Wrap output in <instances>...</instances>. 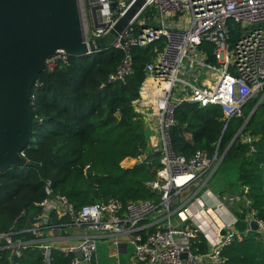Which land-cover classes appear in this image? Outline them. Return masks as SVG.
<instances>
[{
    "label": "built area",
    "instance_id": "built-area-1",
    "mask_svg": "<svg viewBox=\"0 0 264 264\" xmlns=\"http://www.w3.org/2000/svg\"><path fill=\"white\" fill-rule=\"evenodd\" d=\"M77 1L83 38L89 47V41L108 33L134 0ZM111 1H115L114 7ZM149 8L152 13L145 14ZM230 28L236 31L233 40L229 39ZM161 37L163 47L145 63V78L132 100L144 124L145 113L152 114L147 146L160 152L161 165L146 184L157 191L158 199L129 198L123 202L116 195H108L75 207L66 194L54 190L51 181L45 179L39 210L20 229L23 233L19 235L12 228L0 231V247L10 250L9 264H22L26 247L36 248L43 264H97L99 241L112 244L118 255L131 245V256L138 264H223L221 247L239 233L228 229L219 234L220 227L207 229L183 207L186 200H177L190 185L193 189L187 199L204 187L221 156L215 152L210 157L201 148L189 156L175 151L170 127L176 107L184 101L219 103L224 117H240L237 130L241 139L252 140L242 129L264 100V0H143L111 42L110 46L122 50L123 55L106 80H123L133 70L132 47ZM203 44L211 45L214 61L206 60L208 47ZM66 56L64 50L48 56L46 69ZM185 59L190 66L217 70L216 79L200 84L186 79ZM253 97H257L253 108L243 112V104ZM247 190L243 184L240 196L245 207L251 201ZM233 200L234 196L227 198L228 203ZM248 213L264 235V221L254 209ZM198 232L206 239L204 252H195L192 247Z\"/></svg>",
    "mask_w": 264,
    "mask_h": 264
},
{
    "label": "trees",
    "instance_id": "trees-1",
    "mask_svg": "<svg viewBox=\"0 0 264 264\" xmlns=\"http://www.w3.org/2000/svg\"><path fill=\"white\" fill-rule=\"evenodd\" d=\"M150 9L144 13L151 14ZM235 36V28H230L229 39ZM203 45L208 47L206 60L214 61L211 45ZM162 47L163 37L133 46V70L123 80H106L123 55L113 46L82 55L67 53L52 69L39 73L30 91L33 124L23 149L29 163L10 166L0 173V231L12 228L19 235L23 233L20 229L39 210L45 179L51 181L54 190L66 194L75 207L108 195H116L123 202L129 198L158 199L157 191L146 181L161 165L160 152L147 149L148 133L132 100L145 78V63ZM240 123L238 116L224 117L219 103L184 101L174 112L172 144L175 151L186 156L198 148L210 157L217 152L222 155L218 166L237 159L236 181L240 189L243 184L248 186L246 194L251 199L247 210L254 209L264 221V100L242 129L252 140L243 141L238 134L229 144ZM126 158L135 161L123 165ZM260 234L257 227L249 228L223 245V264H264V238ZM253 237H258L255 247L249 244ZM192 247L195 252L207 250L203 233H197ZM9 259L10 250L0 247V264H9ZM20 261L43 264L33 247L23 249Z\"/></svg>",
    "mask_w": 264,
    "mask_h": 264
},
{
    "label": "water",
    "instance_id": "water-1",
    "mask_svg": "<svg viewBox=\"0 0 264 264\" xmlns=\"http://www.w3.org/2000/svg\"><path fill=\"white\" fill-rule=\"evenodd\" d=\"M142 2L132 1L110 31L90 40L88 47L77 0H0V173L29 163L23 153L33 124L29 97L46 58L60 50L82 55L109 47ZM237 135L238 130L229 144ZM250 225L256 227V222L250 220Z\"/></svg>",
    "mask_w": 264,
    "mask_h": 264
},
{
    "label": "crops",
    "instance_id": "crops-1",
    "mask_svg": "<svg viewBox=\"0 0 264 264\" xmlns=\"http://www.w3.org/2000/svg\"><path fill=\"white\" fill-rule=\"evenodd\" d=\"M145 115L144 127L148 129L152 114L147 116V113H145ZM128 159L132 158H126L124 161ZM219 166H221V168H231L236 171L237 159L233 158L223 161ZM220 189L219 186H217V188H202L192 198L187 199L192 190L190 189L179 196L177 200L178 203H182V201L186 200L183 207L190 211V214H192L195 220L200 222L204 227H208L207 229L213 231L220 227L218 230L219 234H224L228 229L240 233L247 231L249 228H255L250 225L251 216L248 213L247 207L244 206V200L242 196H240V188L237 181L234 187L222 191ZM230 196H234V200L228 203L227 198ZM220 201L224 204L219 205ZM230 221L234 222L230 223ZM260 236L264 238L263 234H260ZM260 246L263 247V244Z\"/></svg>",
    "mask_w": 264,
    "mask_h": 264
},
{
    "label": "rangeland",
    "instance_id": "rangeland-1",
    "mask_svg": "<svg viewBox=\"0 0 264 264\" xmlns=\"http://www.w3.org/2000/svg\"><path fill=\"white\" fill-rule=\"evenodd\" d=\"M183 63L185 64L187 68L186 71H184V77L188 80H197V82L200 84L203 81L206 80H215L214 77H216L218 75V71L215 69H208L206 67H200V69L198 68L199 66L196 64H192L190 66V64L188 63V61L185 59L183 61ZM207 70L208 73H207ZM199 75V76H198ZM253 98H250L243 106H242V110L245 113H248L254 106L255 103H253ZM144 124V123H143ZM240 126V125H239ZM238 129V128H237ZM147 130V128H146ZM148 133V130H147ZM148 149V147H147ZM135 161V159H128L126 161H122L123 165H129L132 164ZM235 182H236V171L234 169L231 168H221V166H219L215 172L212 174V176H210V178L207 181V184L204 185V188L207 187H213V188H217V186H219L222 190H226L229 189L231 187L235 186ZM201 188V189H202ZM190 189H193V185H190L186 188H184L181 193L179 194V196H181L183 193L189 191ZM219 190V189H218ZM238 190V189H237ZM64 234V232H63ZM249 244L251 246H256L258 244L257 238L253 237L252 239L249 240ZM131 245L128 246V249L126 252L120 253L118 255V253L116 252V248L110 244V243H105V242H98V251H97V264H137L132 256H131Z\"/></svg>",
    "mask_w": 264,
    "mask_h": 264
},
{
    "label": "bare ground",
    "instance_id": "bare-ground-1",
    "mask_svg": "<svg viewBox=\"0 0 264 264\" xmlns=\"http://www.w3.org/2000/svg\"><path fill=\"white\" fill-rule=\"evenodd\" d=\"M209 70H207V73H208ZM217 77V76H216ZM216 77H214L216 79Z\"/></svg>",
    "mask_w": 264,
    "mask_h": 264
}]
</instances>
